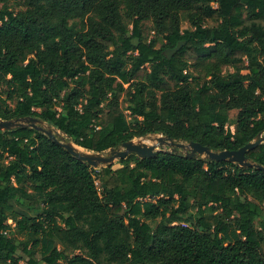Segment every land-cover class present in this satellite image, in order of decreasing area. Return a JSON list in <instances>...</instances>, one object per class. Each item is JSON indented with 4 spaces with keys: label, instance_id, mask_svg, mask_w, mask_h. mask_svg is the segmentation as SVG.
I'll list each match as a JSON object with an SVG mask.
<instances>
[{
    "label": "trees",
    "instance_id": "trees-1",
    "mask_svg": "<svg viewBox=\"0 0 264 264\" xmlns=\"http://www.w3.org/2000/svg\"><path fill=\"white\" fill-rule=\"evenodd\" d=\"M0 4V119L96 153L152 134L234 151L264 133V0ZM247 157L264 166V143ZM20 250L28 264H264V171L168 151L94 169L36 129L0 131V264Z\"/></svg>",
    "mask_w": 264,
    "mask_h": 264
},
{
    "label": "water",
    "instance_id": "water-1",
    "mask_svg": "<svg viewBox=\"0 0 264 264\" xmlns=\"http://www.w3.org/2000/svg\"><path fill=\"white\" fill-rule=\"evenodd\" d=\"M183 42L179 43L176 48L166 50L165 55L171 58L175 53L181 50ZM30 127L36 129L43 134H45L50 140L54 141L56 144L62 146L66 149L72 156H74L79 161L85 162L94 169H98L100 166H109L115 163L116 160L126 159L129 155L135 154L138 158H150L156 157L160 152H166L164 150H158L156 145H148L143 140L136 142V139L127 141L123 143L118 148H111L108 155L103 153H96L92 151H82L84 149L76 145L72 141H68V136L62 134L59 130L50 127L45 122L40 119L33 117L19 118L4 120L0 119V131L14 130L17 128ZM156 136L159 145H165L170 147L171 153H180L186 157L196 158L201 157L204 159H209L211 161L222 162L229 161L231 163L238 164L241 167H254L264 171V166L259 165L251 161L247 157V153L255 149L260 144L264 143V133L258 134L256 139L249 142L242 148L234 151L223 150L215 151L211 150L209 147L203 146L197 142H183L172 140L168 137L158 134H152ZM146 137V136H145ZM69 139V138H68ZM182 149L186 152L181 153L179 150Z\"/></svg>",
    "mask_w": 264,
    "mask_h": 264
},
{
    "label": "rangeland",
    "instance_id": "rangeland-1",
    "mask_svg": "<svg viewBox=\"0 0 264 264\" xmlns=\"http://www.w3.org/2000/svg\"><path fill=\"white\" fill-rule=\"evenodd\" d=\"M1 6V4H0ZM207 24L210 25V26H213L216 24V22L214 20H208L207 21ZM189 24L187 22H183L182 23V29H186V28H189ZM227 70V69H226ZM225 70V71H226ZM229 71H233V69H229ZM237 114H238V111L235 110V111H232L230 112V117H231V130L234 131V126H233V123L235 122L236 118H237ZM161 135V134H158V136ZM136 142H139L141 140H143L146 144L148 145H156L157 146V149L158 150H164V151H168V150H171L170 147L168 146H165V145H159V142L158 140L156 139V136L155 135H148L146 137H141V138H135ZM67 140L69 141V139L67 138ZM82 151H87L86 149H81ZM181 153H184L186 151L180 149L179 150ZM104 155H108L109 154V151H106L103 153ZM112 166L114 167H119L120 166V160H116L114 164H112ZM104 166H100L98 169H101L103 168ZM99 185V184H98ZM99 188H100V185H99ZM101 190V188H100ZM193 213L195 214V211H193ZM208 214H211V210H208ZM13 222L10 220L9 221V224H12ZM18 256L22 258V261H21V264H28V261H29V257H27L21 250L18 251Z\"/></svg>",
    "mask_w": 264,
    "mask_h": 264
}]
</instances>
